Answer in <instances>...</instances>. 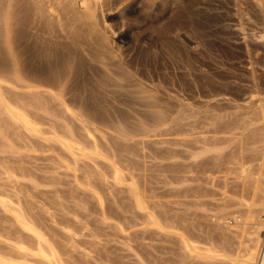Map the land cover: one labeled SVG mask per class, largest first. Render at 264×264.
Listing matches in <instances>:
<instances>
[{
    "label": "rangeland",
    "instance_id": "1",
    "mask_svg": "<svg viewBox=\"0 0 264 264\" xmlns=\"http://www.w3.org/2000/svg\"><path fill=\"white\" fill-rule=\"evenodd\" d=\"M134 1H136L134 6L137 5V8L135 6L133 9L134 11L132 10L129 12V10L125 8L130 5V3L133 4ZM155 1L157 3L155 7L145 9L143 5V7L139 5L140 3L138 0H128L126 2L122 0V12L120 16L123 17L125 22L127 21L125 26L132 39H136H133L132 42L124 48L125 50H122L121 58L126 60L124 62L121 60V63L130 71L134 79L147 89H150L151 94L154 98L156 97L155 99L160 107L159 109L165 114L164 119L160 120L162 122L165 121L163 122L164 125L162 122H159V120L158 122L156 120L154 123L149 120L151 124L148 123V121L146 122L148 124L145 123L147 129L143 132L140 131L136 121H134L133 115L128 113L137 108L134 106L130 107V105L128 106L129 103L126 102V100H122L128 104L124 103V105L123 102H120L119 104L121 105L117 103L115 108L119 110H117L120 113L119 116H126V120L125 117L124 119L122 118L123 116L121 117L122 119L117 116L119 120L121 119L119 121L120 123H118L116 117H113L114 122L110 121L113 118L111 117L108 119V116L107 118L104 116H96L91 119L94 122L90 120L93 124H98L97 129L94 130V135L97 143H99L98 148L105 157L97 156L102 159L94 157L91 159L85 158L86 160L78 157V161H75L76 159L66 150H62L63 148L60 147L57 142L53 143L51 142L52 140L44 142V137V139L40 137L43 140L39 139V137L36 139V137L28 136L23 132L18 134L14 133L17 135L20 134L19 136L14 135L17 139L11 135L12 139L15 138L14 141L12 140L13 144L15 143V147H12L11 151H7L2 147L0 131V195L10 198L14 201L16 206L20 207L21 205V210L23 209L25 216L31 217V220L35 219L37 221L33 220L35 224H38V227L40 226V230L44 231V236H47L49 239L53 238L52 241H56H54V243L55 245L58 244V249L67 264H239V261L242 259L240 255L249 250L254 244L255 235L253 231H255L257 225L254 224L256 227L253 225L255 228L253 226L250 227V229L248 228L245 234L238 231H241L240 228L237 229L232 226L235 228L233 229L221 221L217 222L216 217L229 210H239L242 213V211L247 210L245 207L249 205L253 212L255 211L254 213L259 210L257 214H260L264 219V213L262 212L263 215L260 213L264 211L263 200L252 201L251 198H249V193H247V191H251L250 180L242 185L241 180L236 177L237 173L235 170H230L231 166H236V164L233 165V158L239 157V155H243L244 157L246 155V159L251 158L252 160L250 159L251 162L249 163L254 166V169L258 170L261 161L260 159H255L259 158L257 154L259 153V149L257 148V151L254 150V145V148H252L249 146L252 144L246 142V140L248 139V141H251L248 135L250 133L249 131L255 129L259 123L245 125L244 120H247L244 116V113H247L245 109L228 110L227 116H224L227 118L224 119L226 121L230 120L231 122L234 119L237 124L241 125L243 128L240 129V127V130H233L236 133L227 132L230 135L224 133V138L222 133H220L221 135L219 134V136H222V139L221 142L218 143V146L221 147L223 142L226 143L221 147V155L218 157L220 161H217L218 158L215 160L214 153L216 154V152L213 154L212 152H205L207 153L205 155L201 154L204 153L202 152L203 147H200L202 146V140H200V145L198 138L200 136L202 139L204 133L209 134L207 136L210 138L213 132L211 128H215L213 127L215 119L211 118V112L203 111L204 108L202 107V110L200 108V103L198 104V102H201L203 95V88L201 85L204 86L206 81H211L212 79L213 81L215 79V83L226 81L224 84L228 85L236 79L237 81L235 80L232 82L233 84L231 83L233 86L238 85L237 87L243 89L244 84L249 88L245 87L246 90H250L253 86V81L251 82L250 80L258 81L259 79L258 82L263 83L264 43H260L263 46L262 48L259 43L258 45H260V47L251 44L245 47L242 41V34L237 30L224 26L223 24L225 21H218L217 19L206 17L203 13L201 16L199 13L196 14V17L188 15V12L195 11L198 7L200 8L199 5H203L202 2L204 3L205 0H190V3L189 0L186 1V3L185 0H178V2L174 1L176 3H174L175 6L173 5V0ZM158 1H161L160 6H158ZM217 2H219V4L222 2L221 6H229L230 4V6L234 5V7L239 8L240 12L243 13L240 23L243 28H245L244 30H247L245 31L247 34L250 35L252 29L257 31L260 30L257 28L259 27L257 23L260 21L259 15L252 6V0H207L204 4L207 5L206 3H208V6L219 7L220 5ZM178 3L179 5H177ZM139 9L143 10V12L141 10L138 12ZM198 10L200 11V9ZM184 12H186V14ZM143 16L146 18L144 17L143 19ZM191 18H194L193 21H190ZM231 21L236 22L237 20L234 19ZM253 21H255V23ZM218 23L222 28L224 26V28L222 29L219 25L215 27ZM220 28L223 31H220ZM257 31L253 32L255 33ZM230 32L233 35H231ZM185 33L187 35H185ZM201 34L204 36L202 37ZM140 36L143 38L141 39ZM200 36L202 38H198ZM150 44L152 46H150ZM144 48L147 49L144 50ZM168 48H170V50ZM168 50L170 54L167 53ZM247 50L249 53H247ZM146 51H148V55ZM253 53L259 54L254 55ZM252 54L254 59L251 57ZM148 59L149 62H147ZM152 60L155 61L151 63L153 65L150 64ZM138 61L139 63H137ZM125 63L126 65H124ZM207 65H209L208 67L211 69H209ZM247 65L251 67L249 68ZM139 66L141 68H138ZM253 66H255V68ZM259 67L261 70L258 69ZM142 68L145 70H142ZM138 70H141V72ZM207 71L208 73H212L208 75ZM179 72L183 73L179 74ZM199 73L201 75H199ZM255 76H257L258 79L255 78ZM166 77L169 78L166 79ZM247 79L250 82H248ZM191 81L193 82L192 84ZM196 83L198 85L201 83V85L198 86ZM193 84L197 85L195 89ZM149 85L151 87H149ZM197 88H200L199 92ZM189 91H191V93ZM175 98L176 100H173ZM184 99L186 100L184 101ZM177 101L179 103H177ZM173 103L177 106L176 110L173 109L175 108V104ZM178 104L180 105L178 106ZM126 105L128 107H126ZM189 105H193L195 109H192ZM181 107L182 111L180 109ZM170 108L171 111L169 110ZM184 108L185 110H183ZM125 109L128 110V112L125 111ZM231 110L232 112L229 113ZM233 110H236L235 113ZM242 111H244L243 114ZM168 113L169 115H167ZM248 113L246 116H248L249 119V117H251V112L248 111ZM204 115L212 122L211 124L207 121L211 127H209V124L206 122ZM129 119L133 125L131 126L136 128H132L129 123L127 124V122H130ZM224 119H222V121H225ZM239 119H241V121H239ZM55 120L56 119H53L52 121L55 122ZM71 120H69V118L65 120L58 119L55 123L60 122L62 124L65 121V123H69V126L71 125L72 128L74 127V132L78 133V136H83L86 133L83 123L76 119ZM236 122L234 121L233 123L236 124ZM246 122H248V120ZM46 123H48V121H46ZM122 123H125L126 126ZM215 123L219 124L220 121ZM45 124L44 126H47V124ZM123 126L125 129L122 128ZM130 127L132 128V132L134 130L135 135L131 132ZM90 128L92 127L90 126ZM149 128L151 129L148 130ZM206 128L209 130H206ZM249 128V133H246ZM135 129L139 131H135ZM123 131H126L125 134ZM243 132L246 133L245 135H247L248 138L247 136H242L244 134ZM233 134L238 135L234 136ZM47 135L49 134H44V136ZM227 136L232 140L227 139ZM241 136L244 139L247 138L244 141L242 140L243 142H241V144L244 143V145L248 147L240 145L239 140L241 141ZM196 138L198 141H196ZM18 139L20 141H18ZM209 140H212V138ZM257 145L258 144H255V146ZM230 152L234 154V157L231 156ZM250 153L252 157H249L251 156ZM236 154L239 155L235 156ZM253 155H256V158H254ZM230 156L232 158H230ZM108 157H111V160ZM4 159L7 161L9 160L8 162H10V164ZM75 162H78V165ZM111 162H115L116 164L120 163L122 167L125 166L126 169L125 167L123 168L124 172L126 174L131 173V177L128 176V178L131 179L134 175V179L130 181V179L126 177L128 184H124L127 183L125 180L122 184H115L114 180H112L111 173L108 174V171L111 170ZM5 166L7 168H5ZM7 172H10L9 176L11 175V178L8 177ZM99 172L101 176L98 174ZM14 174H16V177H14ZM87 174L90 176L89 182L86 179ZM106 176L109 177L106 179ZM101 177H103V179ZM93 180H95L96 183L95 181L93 182ZM133 182L134 186H130L129 183ZM137 194L147 201L146 203H148L147 206H149V209L148 207L144 210L137 209L134 202L135 195ZM244 194L246 196H243ZM98 197L103 199V205L98 201ZM18 202L20 205H18ZM147 216L150 218L148 219ZM228 219V222L231 223L232 219ZM17 224L18 223L13 217V210H8V207L4 208L0 205V239L2 238L0 240V246L1 248L6 246L4 249L7 251L3 248L1 250L5 252H8V249L11 250V243L13 244L16 241L14 237L22 240L27 238L28 244L30 243V238L27 237V233ZM1 227L3 228L1 229ZM9 230L10 233H8ZM65 231H70L71 234ZM259 231L261 242L254 261L255 264H261L260 259L264 246V226ZM182 237L189 240L191 238V241L195 242L200 247L204 244V247L210 245V247L216 248L217 251L213 253L216 257L203 259L200 256L197 257L196 255L186 254V251L182 248L183 244L181 245ZM242 240L244 241L242 242ZM246 244L248 246L252 244V246L248 247ZM201 250L200 252L206 253V250L203 248ZM227 251L229 254H227ZM218 255H222L223 257H219Z\"/></svg>",
    "mask_w": 264,
    "mask_h": 264
},
{
    "label": "bare ground",
    "instance_id": "2",
    "mask_svg": "<svg viewBox=\"0 0 264 264\" xmlns=\"http://www.w3.org/2000/svg\"><path fill=\"white\" fill-rule=\"evenodd\" d=\"M126 1H128V0H125V2ZM174 1L178 2V0H173V5L175 3ZM181 1H179V2H181ZM186 1H188V0H185V3H186ZM206 1L207 0H205V2ZM208 1H210V0H208ZM135 2L136 1H134L133 4L130 3V5H128L126 8L125 7L124 8L128 9L129 12L132 11L135 6L137 8V5L134 6ZM138 2L140 3L139 5H141V6L143 5L145 7V9L155 7L157 4L155 0H138ZM160 2L158 1V3H159L158 6H160ZM122 3H123L122 0H0V131H1V139H2V147L3 148H5L7 151L8 150L11 151L12 147H15L14 146L15 143L13 144V142H12V140L14 141V139L16 138L14 135H17L18 133L23 132L28 136L36 137V139H38L37 137H39V139H42L44 137L46 139V140L44 138H43L44 140L42 139L44 142H46V141L49 142V140H52L51 142H53V143L57 142L60 145V147L63 148V149L61 148L62 150H64V151L66 150L72 157H74L76 159L75 161H78L77 160L78 157H81L84 159L85 158L91 159L93 157L97 158V159L101 158V157H97V156L105 157L104 155H102V152L98 148L99 143H97L96 137L94 135V130L97 129L98 124L97 125L93 124L94 121L91 119H93L96 116H99V117L104 116L106 118L108 116V119L111 117L117 118V116H118V118L119 117L121 118L123 116L122 118L124 119V117H125V120H126V116H124L122 114H121L122 116H119V114H120L118 112L119 110L115 108V105L117 103L118 104L120 102L122 103L125 100L129 104L125 103V102H123V104L125 103V104H128V106L130 105V107L134 106L135 108H137V109L131 110V112H128V110H126L127 109L126 108L125 111H127L129 114L133 115V117L135 119L134 121H136L138 129L140 131L143 132L144 130H146L147 129L146 124L150 123V121H152V123H154L156 120H157V122H158V120H159V122H162L160 120L164 119L165 114L162 110L159 109L160 107L157 104V101L155 99L156 97L154 98V96L151 94L150 89H147L140 82H138L136 79H134L132 77V74L130 73V71L127 70L125 68V66H123L121 63V60H123L121 58L122 50L126 46H128L132 42L133 39H136V38L132 39V37L130 36V33L127 31V27L125 26V23L127 21L125 22L123 17L120 16V13L122 12V6H121ZM185 3H184V7H185ZM189 3H190V0H189ZM204 3L202 2L203 5H199L200 8L198 7V8H196L195 11L194 10L192 12L190 11V12H188L189 14L188 13L187 14L190 15L191 17H193L198 13L201 16V14L203 13L204 15H206V17H211L213 19H217L218 21H225L224 24L222 22H219V23L223 24L224 26H227V28L229 27V28H232L233 30L239 31L242 34V38H243L242 41H243L245 47L246 46L248 47L249 44H251L253 46H257L258 43L259 44L264 43V0H252V6H253L254 10L256 11V13L259 15L260 21L258 23L257 22L256 23L259 25V27H257V28L260 30L257 31V30L252 29V31L250 32L251 33L250 35L245 32L247 30H244L245 28H243L242 24L240 23V19H241V16H243V13L240 12L239 8L234 7V5L230 6L229 3H228L229 6H226V5L221 6L222 2L220 4H219V2H217L220 5L219 7L218 6L211 7L210 5L208 6V3H206L207 5H205ZM192 4H194V3H192ZM177 5H179V3ZM182 6H183V4H182ZM189 6H193V5H189ZM212 6H213V4H212ZM142 7H140V8L143 9ZM141 9H139L138 12H140ZM180 9H182V8H180ZM192 9H194V8H192ZM198 9H200V11ZM187 10H188V8H187ZM141 11L143 12V10H141ZM148 12H149V10H148ZM163 13H165V12H163ZM184 13L186 14V12H184ZM154 15H156V14H154ZM146 16H147V14H146ZM148 16H149V14H148ZM156 16H158V15H156ZM144 17L145 16H143L142 18L144 19ZM193 19L191 18L190 21H193ZM234 19L237 21L232 22L231 20H234ZM253 22L255 23V21H253ZM219 23L217 25H215V27H217L218 25H219V27H221ZM215 24H216V22H215ZM224 26H223V28H224ZM221 28H220V31H223L222 30L223 28L222 29ZM253 31H257V32L254 33ZM252 32H253V34H252ZM214 33H216V32H214ZM189 34H190V32H189ZM185 35H187V34L185 33ZM231 35H233V34L231 33ZM201 36H202V34H201ZM201 36L198 38H202L204 35L202 37ZM142 38L143 37H141V39ZM172 38H171V40H172ZM209 38H210V36H209ZM209 38H207V39H209ZM231 38H229V39H231ZM162 40H164V39H162ZM192 40H194V39H192ZM140 41H142V40H140ZM143 41H144V39H143ZM177 41H178V39H177ZM138 45H140V44H138ZM138 45H137V47H138ZM260 45L262 48L263 47L262 44H260ZM260 45H258V46L260 47ZM150 46H152V45L150 44ZM150 46H149V48L151 49ZM168 46H170V45H168ZM145 49H147V48H144V50ZM168 49L170 50V48H168ZM245 49H248V48H245ZM169 50L167 53L170 54ZM249 50H251V49H249ZM140 51H142V50H140ZM147 52L148 51H146V53ZM247 53H249V51ZM247 53H246V55H247ZM259 53H260V51H259ZM178 54H180V53H178ZM253 54L255 55L257 53H253ZM253 54L251 56L252 59H254ZM147 55H148V53H147ZM257 55H256V57L258 58ZM154 56H156V55H154ZM148 58H150V57H148ZM170 58H172V57H170ZM125 60H123V62ZM154 60H152L150 62V64ZM189 60H190V58H189ZM248 60H249V58H248ZM139 61L137 63H139ZM147 62H149V59L147 60ZM126 63L124 65H126ZM151 65H153V64H151ZM208 66L209 65H207V67ZM253 67L255 68V66H253ZM138 68H141V67L139 66ZM209 69H211V68H209ZM258 69H260V67ZM142 70H145V69L142 68ZM262 70L264 71V68ZM138 71L141 72V70H138ZM182 73L179 72V74H182ZM207 73H208V71H207ZM211 73H208V75ZM133 75H135V74H133ZM196 75H198V74H196ZM199 75H201V74L199 73ZM167 76H168V74H167ZM257 76H255V78H257ZM157 78H158V76H157ZM168 78L166 77V79H168ZM209 79H210V77H209ZM263 79H264V77H263ZM196 80H199V79H196ZM222 80H224V79H222ZM235 80H233V81L231 80V81L234 82ZM189 81H190V79H189ZM192 81H191V84L193 83ZM214 81H215V79H214ZM214 81H213V79L211 81L208 80L205 82L204 86H202L201 83L199 85L196 83L198 86L201 85V87L203 88V95H202L201 102H198L196 99V96H195L196 101L198 102V104L200 103V105H201V107L200 106L199 107L201 109L203 107L204 110L203 109L202 110L205 112L206 111L211 112V114H210L211 118L215 119L214 124H213L214 125L213 127H215V128H211L213 132H212V135H210V138H212V140H209L210 138L207 136L209 134L204 133V135H202V139L200 138V136L199 137L196 136L199 138V144L201 142L200 140H202V146H200V147L201 148L203 147L202 152H204V153H201V154H204V155L207 154L205 152H212V154H213L214 152H216V154L214 153V157L216 160V158H218L219 155H221V150H222L221 147L224 146V144H226L223 142V144H221L222 145L221 147L218 146L219 145L218 143H220L221 139H222L221 138L222 136H219V134L222 133V135H223L224 133H226L228 135L229 133H227V132L233 133V132H235L233 130L239 129L240 127H241L240 129L243 128L241 125L237 124L236 120L233 119L235 117H233L232 119L236 122V124L233 123L234 122L233 120L231 122L230 120L226 121L224 119V118H227L224 116L225 115L227 116L228 110H230V109H245V112L247 110V113H248V111H250L251 117H249V119H248L249 113H248V116H246L247 113L245 114L244 111H242V114L244 113V116L248 120V122H246L247 120L246 121L244 120L245 125H251L252 123H259V124L255 129L249 131L250 130V128H249L246 131V133L250 132L248 135H249V139L251 141H248V139H247L248 136L245 135L246 133L243 132L244 134L242 136H245V137L247 136V138H246L247 140L242 138V136H241L242 139H241V141L239 140V142H240V145L243 146L244 143L241 144V142L246 140V142H249L252 144V145H249V144H247V145L251 146L252 148L255 147L254 150L257 151V148H258L259 153H257V154L259 155V158L255 159V160L260 159V161L262 163L260 162L258 170H256L253 168L254 166L249 163L252 160L251 158H250L251 160L249 158L246 159L245 158L246 155L244 157L243 155L236 154L235 156L239 155V157L233 158L234 159L233 165L236 164V166H231L230 170H235V172L237 173L236 177L241 180L242 185H244L247 181L250 180L251 191L250 192L247 191V193H249V195H250L249 198H251L252 201L263 200V202H264V82L263 83L258 82L259 79H258V81L257 80H250L251 82L253 81V86L251 85L252 88L250 90H248L249 88L247 87V85L245 86L243 84L244 88L245 87L248 88L247 90H246V88L244 90V88L241 89V87L240 88L237 87L238 83L236 84L237 86H233L232 85L233 83L231 81H229L232 83V84L229 83L232 86L231 85L228 86L229 84L228 85L224 84L226 81L222 82V83H219L218 81H217L218 83H215L216 81L215 82ZM250 81L248 80V82H250ZM199 82H202V81H199ZM211 82H213V83H211ZM227 82H228V80H227ZM144 85H145V82H144ZM193 85H194V89H195V87L197 85H195V84H193ZM181 86H183V85H181ZM241 86H242V83H241ZM149 87H151V86L149 85ZM199 89L197 88L198 92H199ZM189 92L191 93V91H189ZM178 94H180V93H178ZM168 96H169V94H168ZM173 100H176V98ZM185 100L186 99H184V101ZM187 101H189V100H187ZM175 103H176V101H175ZM175 103H173V104H175ZM177 103H179V102L177 101ZM191 103L193 104V101ZM180 104H178V106ZM119 105H121V104H119ZM162 105H160V106H162ZM128 106L126 105V107H128ZM174 106H175V108H173V109L176 110L177 109L176 104ZM182 107L180 108L181 111H182ZM190 107H192V109H195L193 107V105H191ZM201 109H199V110H201ZM169 110L171 111V108ZM183 110H185V108ZM164 111H165V109H164ZM172 111H174V110H172ZM235 111H234V113H235ZM231 112H232V110L229 113H231ZM233 114H231V115H233ZM167 115H169V113ZM207 116H208V114H207ZM207 116H205L206 122L207 121L210 122L208 120ZM66 118H69V120L76 119L79 122H82L84 125V129H85L86 133L83 136H80V135L78 136V133L74 132L75 131L73 129L74 127L72 128L71 125L70 126L68 125L69 123L67 124V123H65V121L62 124L60 122L55 123L56 120H58V119L59 120H65ZM116 118H115V121H116ZM118 118H117L118 123H120L119 121L122 118L120 120ZM246 118H244V119H246ZM53 119H56L55 122L52 121ZM127 119H128V116H127ZM222 119H224L225 121H222ZM90 120L93 122H90ZM113 120H114V118L111 119L110 121L114 122ZM46 121H48V123H46ZM129 121L131 122L130 119H129ZM147 121H148V123H146ZM218 121H220V123L216 124L215 122H218ZM239 121H241V119H239ZM130 122H127V124L129 123V125L131 126L132 122L131 123ZM163 122H165V121H163ZM163 122H162V124H163ZM45 123L47 124V126H44ZM210 123L212 124V122H210ZM122 124H120V125H122ZM123 125L126 126L125 123ZM72 126H75V125H72ZM90 126L92 128H90ZM124 126L122 128H124ZM115 127H116V125H115ZM131 127H130V129L132 132V128H136V127H132V128ZM209 127H211L210 124H209ZM151 128H149L148 130H150ZM121 129H120V131H121ZM209 129L206 128V130H209ZM126 130H128V129H126ZM139 130L135 129V131H139ZM159 130H161V129H159ZM239 130H238V132H239ZM76 131H78V130H76ZM103 132H105V131H103ZM123 132L125 134L126 131H123ZM14 133H17V134H14ZM132 133L134 134V130ZM44 134L45 135L49 134V135L44 136ZM127 134H128V132H127ZM11 135H13V137H15V138L12 139ZM19 135H17V136H19ZM233 135L235 136L238 134H233ZM28 136H27V138H28ZM40 137H42V138H40ZM223 138H224V135H223ZM227 139L232 140V139L228 138V136H227ZM18 141H20V140L18 139ZM196 141H198L197 138H196ZM222 141H224V140H222ZM225 142H226V140H225ZM255 144H258V145L255 146ZM253 145H254V147H253ZM242 146H240V147H242ZM0 147H1V143H0ZM244 147H248V146L244 145ZM244 147H242V148H244ZM242 148H240V149H242ZM3 152H4V150H3ZM110 153H108V154H110ZM108 154H107V156H108ZM232 154L233 153H231V156L234 157V154L233 155ZM253 154H254V152H253ZM250 155H251V153H250ZM192 156H197V155H192ZM231 156H230V158H232ZM255 156L253 155L254 158H256ZM221 157H223V156H221ZM249 157H252V155ZM218 159H217V161H220V159L219 160ZM4 160L6 162L9 161V160L7 161L6 159H4ZM81 160H83V159H81ZM8 163L10 164V162H8ZM75 163H77V165H78V162H75ZM116 163H117V161H116ZM116 163L111 162L110 163L111 166L108 165L111 167L110 168L111 170L109 169L110 171H108L109 172L108 174L111 173V177L113 178L112 180H114L115 184H117V183L122 184V182L127 181L128 176L131 177V173L130 174L128 173L129 175L126 174L124 172V169H123L125 166L123 165L124 167H122V164L119 163L120 164L119 165ZM9 164H8V166H9ZM13 165H14V163H13ZM18 166H20V165H18ZM126 166H127V164H126ZM5 168H7V167L5 166ZM9 169H10V166H9ZM125 169H126V167H125ZM73 171H74V169H73ZM190 171H191V168H190ZM13 172H14V170H13ZM9 173L10 172H7L8 177L11 176V175L9 176ZM98 174L101 176L100 172ZM105 174L107 175L106 172H105ZM14 175L13 176L16 177V174H14ZM83 175H85V174H83ZM88 175L89 174H87L86 179L89 182L90 176H88ZM103 175H104V173H103ZM109 176H106V179ZM101 178L103 179V177H101ZM128 179H130V178H128ZM131 179L132 180L134 179V175L132 176ZM131 179H130V181H132ZM10 181H13V180H10ZM94 181L95 180H93V182ZM95 183H96V181H95ZM124 184H128V181H127V183H124ZM247 184H246V186H247ZM92 185H93V183H92ZM129 185L134 186V182L129 183ZM136 186H137V184H136ZM245 191H243V192H245ZM135 196H136L135 200H134V198H133V200L135 202V206L137 207V209L144 210L147 207L149 209V206H147L148 203H146L147 201L143 197H141L138 194ZM243 196H246V195L244 194ZM98 199H99L98 201H100L103 205V202H104V201H102L103 199H101L100 197H98ZM0 205L3 206L4 208L8 207V210L9 209H11V211L13 210V217L16 220V222L18 223L17 225L18 226L20 225L19 227H21L23 229V231L27 233V237L30 238V241H29L30 243L28 244L26 237H23V238H26V239H24L26 241L14 237V240H16V241L13 244L11 243L12 247H11V250L8 249V252H5V251H7L4 249L6 246L2 247L5 251L1 250L2 248L0 246V264H67L65 262V259H63L61 252L58 249V244L55 245V243H54L55 240L52 241L53 238L49 239V238H47V236L45 237L44 233H43L44 231L40 230L41 228H39L40 226L39 227L37 226L38 225L37 223L35 224L36 220L32 218L33 220H35V221H33V220H31V217L25 216V214L23 213V209L21 210V205L19 204V202H18V205H20V207L16 206L14 201H12L10 198H7L5 196L0 195ZM245 208H247V210L242 211V213L239 210H229V211L223 212L221 215L216 217V221L217 222L221 221L222 223H224L228 227L234 226L237 229L240 228L241 231L240 230H238V231L243 232L245 234L247 233L248 228L250 229V227H252L254 224L257 225V228L255 229V231H253V234L255 235L254 236V242H253L254 244H253V246H252V244H249L252 247L248 246L246 244L248 247H251V248L249 250H247L245 253L240 255L242 259L239 261V264H255L254 261H255V258L257 256L258 248H259V245L261 242V235H260L259 230L264 226V219L260 216V214L259 215L257 214V213H259V210L256 211V213H254L255 211L253 212V210L250 208L249 205H247V207H245ZM148 209H147V211H148ZM260 209H261V207H260ZM262 212L264 213V211L260 212L261 215H263ZM148 216H147V218L149 219L150 217H148ZM228 218L232 219L231 223L228 222V220H229ZM150 220H152V219H150ZM234 227H232V228L235 229ZM2 228L3 227H1V229ZM4 230H7V229H4ZM262 232H263V230H262ZM8 233H10V230L8 231ZM66 233L71 234L70 231H67ZM29 238H28V240H29ZM251 239H253V238H251ZM244 240H242V242ZM181 241H182L181 245L183 244L182 248L184 249V251H186V254L188 253L189 255H196L197 257L200 256L203 259L204 258L209 259V258H215L216 257L215 255H213V253L216 252L217 250L214 247H210V245L204 247V244H203V246L200 247L195 242L191 241V238L189 240L185 237H182ZM9 242H11V241H9ZM248 243H252V242H248ZM61 245H63V244H61ZM7 247H8V245H7ZM202 248L204 250H206V253L200 252V250ZM220 248H222V247H220ZM238 248H239V246H238ZM242 250H243V248H242ZM244 250H246V249H244ZM62 252H63V249H62ZM220 253H221V251H220ZM239 253H240V251H239ZM227 254H229V252ZM219 257H223V256L221 255ZM260 260H261L260 261L261 264H264V246H263V251H262Z\"/></svg>",
    "mask_w": 264,
    "mask_h": 264
}]
</instances>
